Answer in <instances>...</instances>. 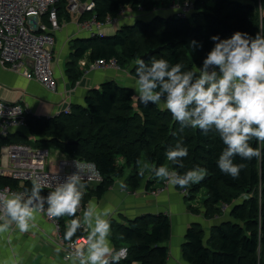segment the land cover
Listing matches in <instances>:
<instances>
[{
	"label": "trees",
	"instance_id": "trees-1",
	"mask_svg": "<svg viewBox=\"0 0 264 264\" xmlns=\"http://www.w3.org/2000/svg\"><path fill=\"white\" fill-rule=\"evenodd\" d=\"M87 2L89 0H81ZM95 9L82 19L96 16L104 21L107 16H116L124 7L145 11L158 7L170 8L177 0H92ZM186 2L189 0H178ZM58 22L67 10V0L57 4ZM65 17V18H66ZM236 31L255 36L264 33V0H195L190 16L161 15L149 21L139 20L127 25L111 36H93L77 42L75 59L91 52L92 63L97 60L116 58L121 67L134 63L131 73L136 75V60L149 50L161 47L151 60L165 59L170 64L180 63L184 71L202 66L204 58L214 47L213 35L230 38ZM202 44L192 56L187 48L190 41ZM68 72L73 73L74 83L82 76L75 71L76 62L68 63ZM70 112L54 117L30 115L27 126L17 128L15 133L0 135V152L4 146L30 143V135L37 138L36 148H48L71 158L93 162L103 181L87 185L92 196L102 198L122 177L126 190L135 192L143 185L147 191L163 186L166 180L155 175L161 166L184 175L195 168L207 169L205 178L190 183L186 201L197 200L204 192L202 206L208 218L223 213L229 207L227 220L210 228L209 236L200 223L191 224L182 245V256L189 264H264V143L255 138L249 141L253 148L259 147L261 158L242 159L234 157V163L243 164L238 178L233 179L218 167V160L226 148L219 133L213 128L207 134L198 128L184 127L175 121L167 109L157 104H143L133 90L114 80L104 82L92 89L85 98V105H72ZM180 143L187 147L188 155L182 158L183 167L167 158V152ZM150 164L147 172L144 167ZM169 166L167 167V165ZM9 186L17 191L32 188L29 182L21 183L11 177H0V187ZM157 186V187H155ZM52 190H43L47 195ZM247 196V198H244ZM89 198L83 197L84 210ZM193 207V206H189ZM190 210V211H194ZM206 216V217H207ZM82 221L81 214L76 213ZM55 218L61 226L62 235L76 218ZM205 217V218H206ZM111 241L114 249L128 248L129 257L118 264H166L169 258L168 243L172 234V222L165 213L145 214L126 223L113 220ZM86 236L81 227L71 240Z\"/></svg>",
	"mask_w": 264,
	"mask_h": 264
},
{
	"label": "clouds",
	"instance_id": "clouds-1",
	"mask_svg": "<svg viewBox=\"0 0 264 264\" xmlns=\"http://www.w3.org/2000/svg\"><path fill=\"white\" fill-rule=\"evenodd\" d=\"M211 40L214 47L202 66L193 70L184 71L180 63L173 65L165 59H153L150 63L137 59L136 91L145 105H159L163 101L173 119L181 124V130L190 126L207 134L214 128L226 145L218 167L235 179L244 165L234 163V157L247 160L262 156L261 149L253 148L249 141L255 138L264 143V33L253 37L236 31L230 38L213 35ZM189 47L195 50L202 44L192 40ZM187 155V147L180 143L167 152V158L180 167ZM154 171L169 186L181 188L202 181L207 174L204 168L184 175L163 166ZM82 180L78 172L72 173L46 196L41 195L39 181L33 182L30 191L0 192V233L13 225L27 232L35 226L36 215L44 211L51 218L76 217L87 187ZM120 187L126 185L122 182ZM112 212L110 207L97 210L90 203L83 221L79 217L71 221L65 240L70 241L82 223L90 229L85 245L66 257L71 264H118L126 258V249L116 251L109 239Z\"/></svg>",
	"mask_w": 264,
	"mask_h": 264
},
{
	"label": "crops",
	"instance_id": "crops-1",
	"mask_svg": "<svg viewBox=\"0 0 264 264\" xmlns=\"http://www.w3.org/2000/svg\"><path fill=\"white\" fill-rule=\"evenodd\" d=\"M128 8L125 10V14L118 18L117 23L104 28V36L114 35L122 27L133 25L139 20L144 21L145 16L142 13L135 9L134 12H131ZM175 15L173 14V16ZM169 16L171 15L164 17ZM65 17L64 15L59 22L60 30L54 34L56 39L54 71L58 84L57 91H49L39 82L28 80L21 73L13 72L0 64V100L22 102L37 117H54L72 105H85V98L89 92L109 80H114L133 90L135 97L139 98V93L136 91L137 78L131 73L134 63L118 70L103 68L89 70L84 74V71L92 63L91 52L79 60L75 59L73 54L78 40L88 39L93 35L89 30L82 29L74 16ZM69 62H76L75 71L83 72L75 83L70 79L74 78L73 73L67 71ZM158 107L167 109L163 101ZM17 130V128H12L9 133H15ZM52 153L51 150V155ZM0 159L5 161V156L1 154ZM121 183L116 182L100 199L91 195V200L85 206V210L90 203L94 204L97 210H103L106 207L113 210L109 217L111 222L110 241L114 234L113 220L126 223L128 220L145 214L161 212L169 214L173 231L168 243L170 258L167 264H189L184 260L181 251L188 227L193 223L204 224L206 227L214 224L203 221L204 217L201 214L195 215L189 212L184 200L179 203L177 186L173 187L164 183L163 186H159L160 188H156L158 195L155 196L146 190L145 185L137 191L131 192L126 188H121ZM33 223L35 226L27 232H21L13 225L9 231L0 233V264H71L70 261L64 259V254L59 248L60 242L54 223L40 213L36 215ZM84 227L88 236L90 229L86 225Z\"/></svg>",
	"mask_w": 264,
	"mask_h": 264
},
{
	"label": "built area",
	"instance_id": "built-area-1",
	"mask_svg": "<svg viewBox=\"0 0 264 264\" xmlns=\"http://www.w3.org/2000/svg\"><path fill=\"white\" fill-rule=\"evenodd\" d=\"M59 0H0V64L9 70L21 73L28 80H35L52 92L58 88L54 71V48L56 44L55 32L60 30L58 22L57 4ZM183 5L182 14L178 17L187 16L193 9L194 4L184 3L178 0L175 3ZM171 6V7H172ZM170 7V8H171ZM124 7L116 16H107L104 21L97 20L96 16L90 19H82V16L95 9V2L89 0H67L68 12L77 19L82 29L89 30L93 36H103V30L107 26L118 22V18L125 14ZM144 14L146 11L139 6L137 9ZM47 23H46V21ZM50 25V26H49ZM111 68L118 70L121 66L116 58L109 60H97L88 66L84 74L89 70ZM211 70V69H210ZM70 107L64 110L70 112ZM28 110L18 103H10L0 100V135L6 136L12 128L27 126ZM5 156V161L0 159V177H11L21 183L39 181L43 190H54L55 187L65 182L68 175L78 172L86 185L99 184L103 181L102 174L93 162L77 158H53L51 149H33L27 145L12 144L4 146L0 155ZM17 190L9 186L0 187V192ZM45 209L47 205L45 204ZM81 216L84 213V205L78 210ZM49 221L54 223L60 244V250L64 259L78 247H83L86 236L78 240H65L61 226L55 218L47 215L46 211L40 212ZM2 222V221H1ZM81 227L86 231L84 224ZM126 249V258L129 252Z\"/></svg>",
	"mask_w": 264,
	"mask_h": 264
},
{
	"label": "rangeland",
	"instance_id": "rangeland-1",
	"mask_svg": "<svg viewBox=\"0 0 264 264\" xmlns=\"http://www.w3.org/2000/svg\"><path fill=\"white\" fill-rule=\"evenodd\" d=\"M189 1H195V0H189ZM188 3H192V4H194L193 2H188ZM175 5H176V7L174 8L173 6L171 7V8H162V7H158L157 9H154V10H151V11H146L143 15L145 16L144 17V21H148V19H152L154 16H156V15H161V16H168V15H173V14H176V16H177V14L179 13V15L180 14H182V7H183V5H179L177 2L175 3ZM128 9H130L131 10V12H134L135 10L134 9H132L131 7L130 8H128ZM193 9H194V6H193ZM193 9L190 11V13L187 15V16H190V15H192V13H193ZM173 13V14H172ZM138 22V21H137ZM104 34V33H103ZM187 48L189 49V52H188V54L190 55V56H192V54L194 53V50H192V49H190V47H189V44H188V46H187ZM129 65L130 64H127L126 65V67H129ZM57 79V78H56ZM33 81H35V80H33ZM41 84V83H40ZM42 85V84H41ZM43 86V85H42ZM46 88V87H45ZM47 89V88H46ZM58 89V88H57ZM47 90H49V89H47ZM50 91V90H49ZM10 103H18V104H20L24 109H26V110H28V112H29V115H28V117L30 116V115H33V116H35L34 114H32V112L22 103V102H10ZM28 117H27V119H28ZM26 127V126H25ZM21 128H23V127H21ZM29 141H30V143H32V144H24V142H18V143H16V144H20V145H27V146H30V147H32L33 149H41V148H36L37 146H36V143H37V138L35 137V136H32V135H30V137H29ZM48 149V148H47ZM52 150V149H51ZM53 151V153H52V155H51V159H55V158H68V157H71V156H69V155H64V154H62V153H60V152H58V151H55V150H52ZM169 166V164L167 165V167ZM144 169L147 171V172H150V170H151V167H150V164H147L145 167H144ZM169 169V168H168ZM169 171H170V169H169ZM130 173H131V170H126L125 171V173H124V175L120 178V177H118V179H117V182H123L124 180H126L127 179V177L130 175ZM125 182V181H124ZM167 183V181L165 182V184ZM89 187V186H88ZM88 187H86V190H85V194H84V198L85 197H91V194H92V191H91V188H88ZM179 189V203H182V201L184 200L185 201V204H187V209H188V211L189 212H191V213H193V214H195V215H200L201 214V216L202 217H204L203 218V221H206V222H209V223H211V224H214V225H212V226H215V225H217V224H219L220 222H222V221H224V219L227 217V214H226V212H227V210H229V207H225L224 206V209H223V213H221L220 215H218V216H213V217H209L208 218V216L206 217L205 216V214H206V210H205V208L202 206V201H203V199H202V197L204 196V192H200V193H198V198H197V200H195V201H193V200H189L188 202L186 201V199H185V197L188 195V192H187V190L186 189H184L185 191H183L182 189H180V188H178ZM157 191L158 190H151V191H149V193L150 194H153V195H155V196H157L158 194H156L157 193ZM244 197V196H243ZM244 198H247V196H245ZM89 200H91V198H89ZM82 203H83V198H82V201H81ZM84 205V204H83ZM189 206H193V207H189ZM193 209H195L193 212L192 211H190V210H193ZM230 211V210H229ZM162 213V212H161ZM151 214V213H150ZM159 214V213H158ZM166 215H168L169 217H170V215L169 214H166ZM206 217V218H205ZM170 219H171V217H170ZM228 218H226L225 220H227ZM171 222H172V220H171ZM211 225L209 226V227H206L204 224L202 225V227L205 229V231H206V238L209 236V233H210V228L212 227ZM172 228H173V225H172ZM173 231V230H172ZM61 232H62V230H61ZM85 234H86V237H87V233H86V231H85ZM172 235V234H171ZM112 242V246H113V248H114V243H113V241H111ZM123 248H127V247H123ZM181 251H182V248H181ZM169 258H170V252H169ZM168 258V259H169ZM168 262V261H167ZM167 264V263H166Z\"/></svg>",
	"mask_w": 264,
	"mask_h": 264
},
{
	"label": "water",
	"instance_id": "water-1",
	"mask_svg": "<svg viewBox=\"0 0 264 264\" xmlns=\"http://www.w3.org/2000/svg\"><path fill=\"white\" fill-rule=\"evenodd\" d=\"M161 51V47H158L153 50H149L146 54L140 57V59H143L145 62L148 61L153 55L158 54Z\"/></svg>",
	"mask_w": 264,
	"mask_h": 264
}]
</instances>
